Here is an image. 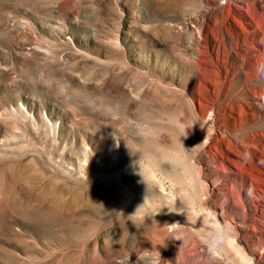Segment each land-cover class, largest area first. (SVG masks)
Wrapping results in <instances>:
<instances>
[{"label":"rangeland","instance_id":"obj_1","mask_svg":"<svg viewBox=\"0 0 264 264\" xmlns=\"http://www.w3.org/2000/svg\"><path fill=\"white\" fill-rule=\"evenodd\" d=\"M204 1L0 0V264H264V37Z\"/></svg>","mask_w":264,"mask_h":264},{"label":"bare ground","instance_id":"obj_2","mask_svg":"<svg viewBox=\"0 0 264 264\" xmlns=\"http://www.w3.org/2000/svg\"><path fill=\"white\" fill-rule=\"evenodd\" d=\"M205 4V5H204ZM204 8L205 9H207L208 10V7L210 6H212V3L210 2V1H208V0H205L204 1ZM234 6H235V11L238 13V14H241L242 16H245V13H247V15L248 16H251V22L250 23H248V25L251 27V28H256V29H258L260 32H261V34H262V36L264 37V0H235V4H234ZM217 14H218V16L215 18V20L213 21V24H215V25H218L219 26V24H222L221 22H222V20H223V18H224V26H225V24L226 25H230V27L231 28H234V26L232 25V23H228V21H227V17H225V15H224V17H223V13H222V11H221V9L220 8H218L217 9ZM205 14V13H204ZM225 14V13H224ZM205 19H207V16L206 15H202V12L200 11V12H198V13H195L191 18H187V19H185L184 20V22L182 23L183 24V28L185 29V28H187L186 30H188V27H189V25L190 24H193V26H197V28H198V30L199 29H201L202 28V26H203V24H204V21H205ZM229 27V28H230ZM196 28V27H195ZM204 28V27H203ZM194 31H197V30H193L192 32H194ZM202 32V31H201ZM194 33H196V32H194ZM203 34V33H202ZM201 34V35H202ZM205 34V33H204ZM232 34V33H231ZM201 35L199 36L200 38H201ZM197 37V36H196ZM193 38H195V37H193ZM120 174V173H119ZM120 176V175H119ZM118 176V177H119ZM106 177H108V181L109 182H111V178H114V177H116V175L115 176H113V175H109V176H106ZM120 177H122V175L120 176ZM105 180V179H104ZM115 180H117V179H115ZM119 180V179H118ZM119 182V181H118ZM122 205V204H121ZM209 211V210H208ZM210 213V212H209ZM208 213V214H209ZM212 213V212H211ZM211 215H213V214H211ZM211 215L209 216V217H211ZM213 218H215V217H213ZM213 220V219H212ZM215 223H217L216 221H214ZM218 224V223H217ZM217 224L215 225L216 227H217ZM220 224H218V227L220 228V227H222V226H219ZM217 227V228H218ZM171 228H174V227H171ZM170 229V228H169ZM225 230H223V229H219V233H218V235H219V237L220 236H223V238H224V234H225V232H224ZM227 231V230H226ZM229 231V230H228ZM228 233V238H227V245H228V241H230V238H231V236H230V232H226V234ZM222 238V237H221ZM232 240H233V238H231ZM164 240V239H163ZM204 240V239H203ZM224 240V239H223ZM178 242V241H177ZM232 242V241H231ZM231 242L229 243V245H231ZM222 243V242H221ZM175 244V243H174ZM193 244V243H192ZM237 244V243H236ZM228 245V248H232V249H234L235 247L237 248V245H233L234 246V248H233V246L231 245V246H229ZM163 246V245H162ZM189 246H191V245H189ZM162 248V247H161ZM174 249V248H173ZM235 250V249H234ZM242 250V249H241ZM240 250V248H238L237 250H236V254H237V252L239 251H241ZM171 253V252H170ZM242 253H244V252H242ZM168 254V253H167ZM175 254V253H174ZM235 254V255H236ZM240 254H241V252H240ZM240 254H238V256L240 255ZM222 255V254H221ZM168 256V255H167ZM219 256V255H218ZM237 256V255H236ZM167 258V257H166ZM228 259V258H227ZM241 259V258H240ZM166 261V260H165ZM243 261V260H242ZM177 262H178V260H177ZM176 262V263H177ZM157 264H158V262H156Z\"/></svg>","mask_w":264,"mask_h":264},{"label":"clouds","instance_id":"obj_3","mask_svg":"<svg viewBox=\"0 0 264 264\" xmlns=\"http://www.w3.org/2000/svg\"><path fill=\"white\" fill-rule=\"evenodd\" d=\"M185 135V134H184ZM213 244H218V243H220V242H222L221 241V238L219 237V236H217V235H213V237H212V241H211Z\"/></svg>","mask_w":264,"mask_h":264}]
</instances>
